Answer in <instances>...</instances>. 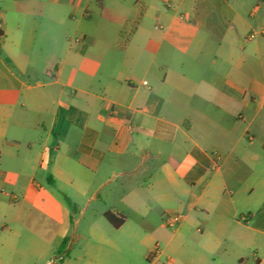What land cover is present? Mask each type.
Listing matches in <instances>:
<instances>
[{"label": "crops", "instance_id": "1", "mask_svg": "<svg viewBox=\"0 0 264 264\" xmlns=\"http://www.w3.org/2000/svg\"><path fill=\"white\" fill-rule=\"evenodd\" d=\"M59 183L116 229L178 213L171 264H264V0H0V188Z\"/></svg>", "mask_w": 264, "mask_h": 264}, {"label": "rangeland", "instance_id": "2", "mask_svg": "<svg viewBox=\"0 0 264 264\" xmlns=\"http://www.w3.org/2000/svg\"><path fill=\"white\" fill-rule=\"evenodd\" d=\"M39 172L41 176L36 182L42 184V189L53 188L47 180L48 173ZM59 185L62 207L46 210L34 208L29 202L20 205L19 188L9 185L0 188V264H60V258H70L69 264H81L74 259L86 255L85 246L92 238L116 240L120 256L109 244H101L105 252L114 255L112 264H153L156 260L154 264H171V258L178 262L183 254L179 251L181 248L166 244L169 238H189L178 224H168L169 216L154 211L146 213V219L141 220L145 212L127 211L129 220L116 229L104 219V210L98 205L93 203L81 210L85 200L70 188ZM65 195L79 205L70 204ZM65 238L66 244L59 251ZM190 238H200V233ZM150 249L154 250L152 255L148 254ZM161 250L164 252L159 255Z\"/></svg>", "mask_w": 264, "mask_h": 264}, {"label": "built area", "instance_id": "3", "mask_svg": "<svg viewBox=\"0 0 264 264\" xmlns=\"http://www.w3.org/2000/svg\"><path fill=\"white\" fill-rule=\"evenodd\" d=\"M254 36V33H251L250 34V37H253ZM144 85H147V81H144L143 82ZM182 220V216L178 215V214H173V215H170L169 216V219H168V224L170 226H173L175 224H178L180 221Z\"/></svg>", "mask_w": 264, "mask_h": 264}, {"label": "trees", "instance_id": "4", "mask_svg": "<svg viewBox=\"0 0 264 264\" xmlns=\"http://www.w3.org/2000/svg\"><path fill=\"white\" fill-rule=\"evenodd\" d=\"M105 217L107 218V220L114 225V227H119L121 225V223L123 222V220L121 219L120 222L116 223L114 222V219H113V215L111 213H107L105 214ZM66 244V239L63 240L61 246L59 247V251H61L64 247V245Z\"/></svg>", "mask_w": 264, "mask_h": 264}]
</instances>
